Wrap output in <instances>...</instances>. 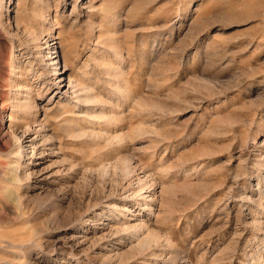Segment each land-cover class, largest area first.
<instances>
[{
  "label": "rangeland",
  "instance_id": "rangeland-1",
  "mask_svg": "<svg viewBox=\"0 0 264 264\" xmlns=\"http://www.w3.org/2000/svg\"><path fill=\"white\" fill-rule=\"evenodd\" d=\"M0 264H264V0H0Z\"/></svg>",
  "mask_w": 264,
  "mask_h": 264
}]
</instances>
